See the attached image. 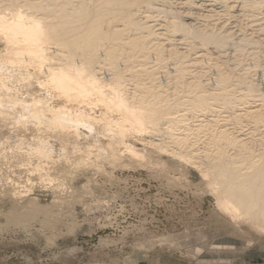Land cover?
Returning <instances> with one entry per match:
<instances>
[{
	"label": "bare ground",
	"instance_id": "6f19581e",
	"mask_svg": "<svg viewBox=\"0 0 264 264\" xmlns=\"http://www.w3.org/2000/svg\"><path fill=\"white\" fill-rule=\"evenodd\" d=\"M240 1L264 19L261 0ZM174 4L202 8L193 0H0V196L14 223L36 205V184L69 207L77 173L101 162L148 163L155 152L181 175L196 170L218 211L264 235V90L246 70L235 76L236 67L217 66L212 84L203 83L190 70L201 57L189 58L194 41L221 58L240 29L209 23L220 15L212 8L199 13L204 23H186ZM256 26L260 39L233 44H264ZM11 166L26 183L8 177Z\"/></svg>",
	"mask_w": 264,
	"mask_h": 264
},
{
	"label": "rangeland",
	"instance_id": "374dc122",
	"mask_svg": "<svg viewBox=\"0 0 264 264\" xmlns=\"http://www.w3.org/2000/svg\"><path fill=\"white\" fill-rule=\"evenodd\" d=\"M193 1L202 4V8L188 9L174 4L175 10L186 14H181L186 23H204L199 13L212 8L220 15L215 20L209 18V23L222 22L231 30L234 28L233 32L240 30L233 33L232 45L227 46L221 58L212 46L201 47L194 41L189 58L195 54L201 57L190 70L201 72L203 83L212 84L217 66L224 72L227 67H236L235 76L246 70L264 90V44L250 42L241 48L236 46L238 37L260 39L256 24L264 28V19L259 20V11L242 10L240 0ZM261 1L263 11L264 0ZM249 12L260 22L254 21ZM155 15V24H163V15ZM178 46L186 48L184 43ZM171 65L166 70L171 71ZM120 149L124 151V146ZM158 157L166 162L164 172L156 164ZM150 160L132 161L128 165L101 162L98 170L89 168L77 173L70 181L72 191H78L72 208L58 206L50 190L36 184L29 195L34 196L36 205L24 208L28 213L22 223L11 220L12 215H7L11 201L0 196V264H264V235L256 234L247 224H233L218 211L196 170L189 167L181 175L178 172L181 167L175 160L167 155L157 156L155 152ZM26 174L13 166L7 172L9 178L19 179L23 184ZM23 200L20 205H26L27 197Z\"/></svg>",
	"mask_w": 264,
	"mask_h": 264
}]
</instances>
